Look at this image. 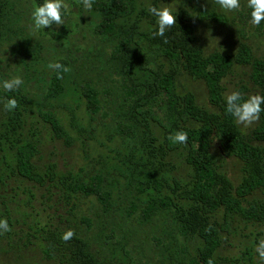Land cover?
<instances>
[{"label": "trees", "instance_id": "1", "mask_svg": "<svg viewBox=\"0 0 264 264\" xmlns=\"http://www.w3.org/2000/svg\"><path fill=\"white\" fill-rule=\"evenodd\" d=\"M23 1L0 0V47L27 42ZM149 6L175 12L164 37L152 35L155 18ZM88 12L94 32L109 42L113 67L107 74L78 78L77 58L64 55L54 61L68 70L49 67L37 102L22 86L15 92L0 89V218L9 225L0 232V251L18 257L36 251L45 264H220L222 233L236 217L264 223V197L255 195H264V112L254 126L242 129L224 110L223 79L243 69L246 79L236 90L245 97L264 95V55L253 50L244 33L225 49L206 50L197 23L227 21L201 0H93ZM181 78L201 81L204 100ZM71 93L84 105L90 125L111 124L119 147L88 169L40 165L39 123L53 138L71 142L55 111L41 101ZM9 96L17 101L11 112L2 107ZM159 98L166 104L163 120L152 110ZM71 121L79 125L76 116ZM178 130L187 133L184 144L172 140ZM225 158L240 165L236 181L227 173ZM122 181L124 192L118 189ZM125 194L133 200L121 215L131 222L140 205L142 220L162 214L167 250L142 254L105 225ZM69 229L72 237L63 240Z\"/></svg>", "mask_w": 264, "mask_h": 264}, {"label": "rangeland", "instance_id": "2", "mask_svg": "<svg viewBox=\"0 0 264 264\" xmlns=\"http://www.w3.org/2000/svg\"><path fill=\"white\" fill-rule=\"evenodd\" d=\"M23 2L26 16L22 23V35L26 36L27 42L5 43L0 47L2 78L19 75L23 80L21 86L29 92L35 102L43 91V80L48 75L49 64L57 57L66 55L74 60L77 58L78 61H74V63L77 68L80 66L75 74L78 78L80 74H88L98 79L95 77L97 71L103 75L107 74L109 66L113 67L109 56V42L94 32L91 23L94 18L82 8L80 0H64L67 11L63 18V25H51L49 28L41 30H35L31 26L30 12L35 5L34 0ZM246 2L247 0H240L239 9L227 11L221 9L216 0H201L202 6L212 7L223 13L227 21V24H217L211 20H205L204 22L207 24L197 23L198 38L206 50L225 49L244 33L253 50L258 55H264V21H261L259 25L250 23ZM243 72L245 73V70L237 69L236 72L223 79L227 88L226 94L236 90L240 80L245 81L246 77ZM181 82L192 90L200 100H204V86L201 81L181 78ZM41 104L45 108L55 111L68 131L71 142L66 144L62 139L53 138L49 131L39 123V135L43 145L38 164L55 162L62 170L88 169L92 167V164L102 161L111 147H119V136L114 133L111 124L104 121L107 125H104L103 122L90 125L88 112L84 105L76 99L74 93L61 100H44L41 101ZM152 110L158 119L163 120L166 114L165 99H157ZM72 115L76 116L78 126L82 129L71 124ZM255 123L256 121L247 127L243 125L240 127L248 130ZM102 155L104 157L100 158ZM108 155H112V152ZM239 166L235 159L225 158V168L234 181L238 179ZM124 184L122 181L118 186L122 192L125 191ZM125 195L126 198L124 196L116 200V207L109 212L105 225L112 230L116 229L118 234L126 236L134 248L142 254L150 255L155 251L160 253L167 250L168 242L163 230L164 227L168 228V225L166 222L164 224L162 214L158 213L151 220H142L139 213L142 207L140 205L135 212L137 215H133L131 222L126 216L121 215L124 214L123 208L133 200L131 194ZM255 195L264 197L261 192H257ZM20 196L21 199L25 197V195ZM86 203L88 204V202ZM153 233H158L161 241L154 239ZM262 234L264 235V223L247 222L236 217L222 233L223 242L216 255L219 263L264 264L254 253L255 241ZM21 256L0 251V264H45L39 259L36 251L30 250Z\"/></svg>", "mask_w": 264, "mask_h": 264}, {"label": "clouds", "instance_id": "3", "mask_svg": "<svg viewBox=\"0 0 264 264\" xmlns=\"http://www.w3.org/2000/svg\"><path fill=\"white\" fill-rule=\"evenodd\" d=\"M217 5L224 10L233 11L239 9L240 0H216ZM82 8L91 11L93 0H80ZM246 7L252 25H259L264 21V0H247ZM67 11L64 0H41L35 4L30 12L31 26L35 30L49 28L51 25H63V14ZM147 11L155 18L154 36L164 37L165 32L175 23V12L168 7L149 6ZM49 67L53 70L67 71V67L58 61L50 62ZM23 84L19 75H12L9 78L0 79V89L4 92H15ZM224 110L238 125L247 127L249 124L259 119L261 112H264V95L254 93L246 97L238 90L228 92L223 97ZM5 111L11 112L17 107L14 96H9L2 105ZM175 143L184 144L187 140V133L178 130L172 135ZM9 230L6 220L0 218V232ZM72 231L66 230L61 238L68 240L72 237ZM254 253L258 259L264 262V237L258 238L254 244Z\"/></svg>", "mask_w": 264, "mask_h": 264}]
</instances>
